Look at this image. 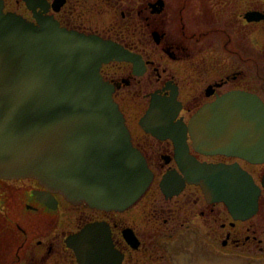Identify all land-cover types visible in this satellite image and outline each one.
Masks as SVG:
<instances>
[{
    "label": "water",
    "instance_id": "obj_1",
    "mask_svg": "<svg viewBox=\"0 0 264 264\" xmlns=\"http://www.w3.org/2000/svg\"><path fill=\"white\" fill-rule=\"evenodd\" d=\"M38 1L24 0L32 10L44 9ZM35 16L36 23L3 13L0 0V179L37 180L47 191L37 198L51 208L52 193H59L74 205L126 210L145 193L153 174L132 145L114 87L102 79L100 68L127 62L140 75L141 58L112 41ZM178 109L175 94H152L139 125L173 141L183 181H201L208 199L224 202L233 218L251 217L260 192L251 177L235 165L198 164L187 155L186 136L198 153L263 163L264 103L254 94L231 91L203 105L187 125L174 123ZM169 182L174 183L171 174L160 181L166 194ZM181 187L182 181L169 195ZM65 243L78 264L121 262L101 223L84 226ZM165 251L171 264H264V258L220 254L191 234L180 235Z\"/></svg>",
    "mask_w": 264,
    "mask_h": 264
},
{
    "label": "flooded vegetation",
    "instance_id": "obj_2",
    "mask_svg": "<svg viewBox=\"0 0 264 264\" xmlns=\"http://www.w3.org/2000/svg\"><path fill=\"white\" fill-rule=\"evenodd\" d=\"M91 1L39 0L44 9L37 6L32 10L24 0H3V12L15 13L34 23L35 15L50 17L62 28L98 36L138 55L143 67L140 75H135L133 65L127 62L112 61L100 68L102 79L114 87L113 100L126 126V116L118 101L124 91H129L133 98L135 91L142 92L145 106L137 119L138 125L152 94L161 98L175 94L179 109L174 123L182 125H187L203 105L231 91L254 94L264 103V0ZM101 4L106 6L105 12ZM102 14L112 19L101 21ZM122 65L127 66L126 74H118ZM109 66L116 67V71H107ZM140 129L149 140H132L128 128L132 145L144 157L153 179L136 203L123 211L101 210L83 203L74 205L62 195L52 193L56 206L51 208L36 194L47 191L36 180L29 179L32 184L22 191L30 202L25 208L29 214H35L31 219L39 221L41 216H56L62 202L74 215V229L65 231L62 241L55 242V228L47 224L37 222L35 226L27 216L21 217L22 221L17 215L13 220L5 218L7 231L3 233L7 242L0 247V264H78L65 239L94 223L107 228L113 251L121 255L120 264H171L165 246L183 234L197 237L226 256L264 258V162L252 164L238 157L201 154L191 148L186 136L187 155L198 164L235 165L259 188L256 212L249 218L235 219L224 202L208 199L201 181H183L185 175L176 160L171 139H158ZM180 156V161L184 160L182 153ZM165 174H171L174 180L167 184V194L160 187ZM181 181L180 191L169 195ZM152 191L158 192L160 198L158 207L150 212L152 207L144 199ZM138 205L141 214L133 213ZM153 231L161 232L157 243ZM36 245L44 253L41 259L34 257ZM192 247L190 244L189 248ZM63 251L70 253L68 261L63 258Z\"/></svg>",
    "mask_w": 264,
    "mask_h": 264
},
{
    "label": "rangeland",
    "instance_id": "obj_3",
    "mask_svg": "<svg viewBox=\"0 0 264 264\" xmlns=\"http://www.w3.org/2000/svg\"><path fill=\"white\" fill-rule=\"evenodd\" d=\"M88 2L93 3V1L91 0H88ZM101 6H102V11L105 12L106 6L104 4H101ZM18 12H21V8L18 10ZM99 18L101 21L104 22H108L110 21V19H112L107 14H102L100 15ZM106 70L109 72H113L116 71V67L113 68L112 66H109L106 67ZM126 72H127V66L122 65V70L118 71V74H126ZM134 93H136L135 98H133V96L130 95L129 91H124L118 101L120 103L122 111L125 113L127 126L130 130L132 140L135 141H140V140L143 141L147 139L149 140L148 137L143 136L142 131L137 123V119L140 117V113L143 110V106H145L144 100L141 97L142 92L137 90ZM159 177L160 176H158L157 180L160 179ZM29 183L32 184V182L29 179L5 180L3 182L0 181V196H1L0 199L3 201V202L0 201V243H1L0 247L2 248L7 242L6 237H4L5 234L3 233L7 231L5 218L7 219L12 218L13 220L14 216L16 215L19 219L21 217L23 218L24 216H27L28 219L32 220L35 223V226H38L37 222L38 223L42 222L43 224H47L48 227L52 229L55 228V233H54L55 235L53 238V241L55 242L62 241V238L64 236L63 233H65V231L74 229L73 226L74 215H71L68 212L67 206L62 202L60 203V207L56 212V216L47 215L49 219L46 218L45 216H41L39 221L31 219L32 217H35V214H29L30 212H28V209L25 208V204L26 203L30 204V202H27L26 195L22 191V189L24 187H27ZM156 191H152L150 197L144 199L152 207L149 209L150 212L152 211V209L157 208L159 204L158 199L160 198V196L158 192L156 193ZM141 212L142 210L139 207V205L133 209V213L135 214H141ZM56 218H57V222H56ZM46 219L49 221H47ZM20 220L22 221V219ZM160 233L153 231L152 236H154V242L157 243V240L159 239V238L157 239V237L160 235ZM33 253L35 258L41 259L44 256L42 248L38 245L35 246ZM63 255H64L63 258L66 259V261H68V259L71 258L70 253L68 251H63Z\"/></svg>",
    "mask_w": 264,
    "mask_h": 264
}]
</instances>
